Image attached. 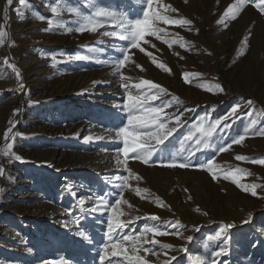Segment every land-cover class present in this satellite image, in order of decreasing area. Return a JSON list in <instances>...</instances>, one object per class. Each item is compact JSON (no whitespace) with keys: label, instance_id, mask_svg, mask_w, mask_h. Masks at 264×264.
<instances>
[{"label":"rangeland","instance_id":"rangeland-1","mask_svg":"<svg viewBox=\"0 0 264 264\" xmlns=\"http://www.w3.org/2000/svg\"><path fill=\"white\" fill-rule=\"evenodd\" d=\"M18 1L13 0L11 7L12 41L6 34L0 46V150L10 151V155L0 152V166L13 167L0 192V264H128L126 257L133 255L131 244L122 241L121 248L113 249L109 243L111 211L104 207L90 210L101 198L114 205L120 197L127 201L120 208L126 215L119 217L126 226L120 236L114 232L113 237L119 240L127 234L143 239L146 234L149 241L156 239L158 244H145L136 253L145 264H198L196 257L211 264L212 255L221 248L227 255L217 258V264H264V187H260L264 186V166L234 158H264V14L248 3L237 19H226L224 13L234 0H153L157 13L191 22L187 26L158 24L164 29L160 39L145 37L147 43L140 46L151 53L153 62L130 42L103 35L119 31L114 20L97 18L104 28L95 33L78 31L86 23L82 17L93 14L89 0H25L23 5ZM2 2L0 31L4 32ZM92 3L133 21L142 19L148 10L146 0ZM163 5L176 11L165 12ZM221 19H226V26L218 24ZM49 21L56 26L51 27ZM245 37L249 38L246 48L242 47ZM178 38L187 50L180 47ZM165 41L177 42L169 47ZM122 48L128 49L131 62L117 72ZM76 56L86 59L76 60ZM12 66L20 73L19 79ZM97 78L109 81L107 88L95 89L91 82ZM141 80L166 91L150 106L171 102L173 106L164 115L180 117L183 126L153 157L154 163L129 158L125 165L123 143L115 131L127 126V95L129 91L137 94L132 85ZM104 89L112 96L98 95ZM155 91L143 86L140 94ZM234 107L239 109L236 116L225 120ZM193 108L194 112L188 111ZM10 121L15 126L5 140ZM215 121L224 123L208 140L207 148L189 142L181 151V143L196 126ZM168 127L176 125L173 122ZM96 131L104 135L93 143ZM241 137L242 145L233 143ZM229 144L233 145L230 151L222 152ZM189 148L200 151L189 157ZM173 162H187L190 167L161 166ZM206 163L212 164L211 170H200ZM237 168L250 175L235 172ZM130 172L141 179L135 180ZM229 174L230 179H224ZM232 179L245 186L258 185L257 195L242 191ZM79 200L85 204L81 206ZM153 215L159 219L142 218ZM129 220L133 222L128 224ZM177 222L179 226L174 227ZM227 224L234 227L216 239ZM153 227L170 235L145 233ZM80 232L89 240L81 238ZM159 244L170 245L172 250Z\"/></svg>","mask_w":264,"mask_h":264},{"label":"snow or ice","instance_id":"snow-or-ice-1","mask_svg":"<svg viewBox=\"0 0 264 264\" xmlns=\"http://www.w3.org/2000/svg\"><path fill=\"white\" fill-rule=\"evenodd\" d=\"M25 0H20V3L23 5ZM7 5L11 6L13 3V0H6ZM185 3H187V0H185ZM251 3L255 7H257L262 14H264V0H261L260 3H257L256 0H234V3L230 5L225 13L224 17L226 19L235 20L238 18V13L242 10V8L248 4ZM89 6L94 8L93 14L91 17H82V19L86 20V23L82 24L78 31L83 33L84 31H90L95 33L99 28H104L105 24L103 22H98L97 18H105L107 20H114L116 23L114 27L118 28L119 31H113V32H107L105 31L103 35L106 36H113L115 38H118L121 41H127L130 42L132 48L139 49L140 52L144 53L145 55L149 56L151 59H153V62H155V58L151 56V53L145 52L144 48H142L141 42L147 43L145 40L146 36H155L156 39H160L159 33L164 32V29L157 27L158 24H170V25H177V26H187L190 25V21L187 19H170L168 16L157 13L153 9V0H146V7L147 11H144L142 13V19L137 18L134 21L130 20L126 16L119 15L115 12L106 10L103 7H98L95 4L92 3V0H89ZM165 12H175L176 10L174 8H171L168 5H163ZM8 9H4L5 15L7 14ZM52 12L56 15H59V11L57 8H52ZM21 16L23 13H19ZM75 15H80L78 12H74ZM38 19H41L40 17H37ZM226 19H221L218 21V24L225 25L226 26ZM51 27H55L56 25L53 24L52 21L48 22ZM51 30V29H49ZM69 32L72 31V29H68ZM167 35V33H165ZM6 36V33L3 31H0V46L4 43V37ZM248 37H245L242 41V47L246 48L248 44ZM178 41L180 43V47L187 50L182 38H178ZM177 41H165L169 45V47L172 46L173 43H176ZM154 47V45H153ZM120 51L123 53V58L117 62L115 65L116 71L119 72L122 66H125L126 62H131V57L128 55V49L122 48ZM210 54V53H209ZM240 55H244V52L241 51ZM183 59V57H180ZM55 59V58H53ZM76 60H83L86 59V57L83 56H76L74 57ZM5 64H7V60L4 61ZM55 66V65H53ZM157 68H162L164 71L169 72L170 70L167 68H164V66L160 63H156L155 65ZM137 68H139L141 71H144V69L140 65H136ZM13 71L16 74V77L19 79L20 73L15 69L14 66H12ZM124 80H129L128 77H121ZM143 86H146L151 92V90H156L151 95H149V92H144L143 95L140 94V90ZM124 87L128 89V85L125 84ZM132 87L137 89V94L133 95L130 91L127 95L128 104L125 105L127 108V126H121L118 130L115 131V136L121 138V142L123 143V156L124 161L123 163L126 165L129 158H134L136 160H139L140 162L150 165L153 162V157L157 155V153L163 151V148L167 147L166 142L169 141V138L173 135L175 131L178 130L179 127H182L181 119L180 117H175L173 115H164V112L166 108H171L173 105L171 102H165L161 107H155L150 106L151 101L159 100L160 96L166 95V91L159 86L158 84L152 83L148 80H141L139 83L132 85ZM219 87V86H217ZM24 86L23 84L20 85V90L23 91ZM222 92L223 89H220ZM173 100L176 104H179L180 101L173 97ZM248 104L251 105L252 102L248 101ZM188 111L194 112L195 109H189ZM239 111L238 108L234 107L232 111L228 114V116L225 117V120L234 118L236 116V113ZM13 115H17V113H14ZM249 117L252 116V113H247ZM175 123L176 127L169 128V123ZM12 124V122H9ZM224 123L223 121H215L211 123L208 126H205V123L201 122L198 126L195 127V130L189 134L187 137H185V140L181 143V151H183L186 147V145L189 142H194V145L201 146L202 148H207L208 140L214 135L217 128ZM253 124H255V121H252ZM14 127L15 125L12 124ZM227 127V125H225ZM10 131V129H9ZM197 133H199V136L197 137ZM261 135H264V133H261ZM5 140H8V132H5L4 134ZM244 141V137H241L239 139H236L233 143L236 145H242ZM154 142V144H153ZM203 142V143H202ZM162 146V147H161ZM232 144H229L225 146L221 151L222 152H228L232 148ZM9 150L11 148V145L8 144L6 146ZM196 151H200V148H195V151L192 148L188 149L189 157L191 155H194ZM3 155H10V151H4L0 150ZM237 161H245V162H251L255 164H259L261 166H264V158L262 159H252L250 160L248 157L244 156H236L234 157ZM13 159H20L19 157H13ZM120 163V161H117ZM162 167L166 168H189L190 165L187 162L184 163H165L161 165ZM212 168L211 163H206L203 168L200 170L203 171H210ZM237 173H241L242 175H250V173H247L243 169H235L234 170ZM4 169L2 166H0V175H3ZM130 176H132L135 180L139 181L141 177L139 175H136L134 173H129ZM230 175H225L224 179H230ZM212 178L214 180L217 179L216 174H213ZM231 182L235 184L238 188H240L242 191H249L250 194L253 196H256L257 193L255 189L258 187L256 184L251 185H243L237 182V180L232 179ZM128 185V180H124V186ZM264 187V186H260ZM137 193H139V189H135ZM187 191V190H186ZM189 200H191V197L189 196ZM127 203L123 199V197H120L114 205L105 204L103 201V198L100 199L96 207L91 208L90 210L92 212H96L99 210L100 207H104L106 209H109L112 213L110 219H109V237H110V246L113 249L121 248V242L127 241L131 244V250L133 252V255L127 256L126 259L128 260V264H145L142 257L137 255L136 253H139L145 244H158V241L156 239H152L149 241L147 239L146 234L144 235V238L140 235L135 236H128L127 234H124L122 237H120L119 240L115 239L113 237V233L115 232L116 236H120V230H122L126 224L124 222H121L119 217L126 215V213L120 211L121 205ZM79 204L83 206L85 204L84 200H79ZM196 211H199V209H196ZM205 215L207 213H204ZM142 218H150L153 221H157L159 217L157 216H151V217H142ZM132 220L127 221L128 224L132 223ZM247 222V221H246ZM174 227H178L179 223L177 222L176 225H173ZM234 227L233 224H227L224 225L221 230L220 234L217 235L216 239H222L223 234L230 231V229ZM197 231L199 229H196ZM145 233H151L153 237L159 236V237H165L170 235L168 231H161L157 228H147L145 230ZM79 235L81 238L85 240H89V237L84 233L80 232ZM190 240V238H189ZM159 247L165 250H172L170 245L166 244H159ZM105 253H107L108 248L106 247L104 249ZM125 252H127V249H124ZM148 251H151L150 249L146 250V254ZM180 251H186V249H180ZM154 255H159V253H153ZM113 256H116V252H112ZM227 255V252L221 248L218 251H215L212 255L211 264H217V258ZM171 259H175V257H172ZM198 264H205V261L201 260L200 257L194 258ZM165 264H168V261H165Z\"/></svg>","mask_w":264,"mask_h":264},{"label":"bare ground","instance_id":"bare-ground-1","mask_svg":"<svg viewBox=\"0 0 264 264\" xmlns=\"http://www.w3.org/2000/svg\"><path fill=\"white\" fill-rule=\"evenodd\" d=\"M18 4L20 3V0L17 2ZM11 7H12V4H11V6H9V5H7V3H6V0H3V2H2V13H1V18L3 19V21L5 22V29H4V32H6V34H7V36H8V41H9V43L12 41V37H13V35H12V25H13V16H12V10H11ZM5 8H7L8 9V11H7V14L5 15V13H4V9ZM15 11V10H14ZM58 16V15H57ZM57 20V19H56ZM3 22V23H4ZM8 43V44H9ZM7 48V47H6ZM12 52V51H11ZM13 61L15 62V64H16V66L18 67V68H20L21 70H23V67L19 64V63H17L16 62V60L15 59H13ZM14 64V63H13ZM14 64V65H15ZM24 74V73H23ZM104 79H102V80H98V78L97 79H95V80H93L92 82H91V84H92V86L96 89L98 86H100V87H102V88H107V85H108V82L105 80V81H103ZM90 85V84H89ZM90 87H91V85H90ZM94 90V89H93ZM98 90V89H97ZM108 94H110L111 96H112V93H110L109 91H108V89H104V91H99L98 92V95H100L102 98L105 96V95H108ZM9 129H10V131H9ZM8 130H7V132H8V136L10 137V135L12 134V130H13V126L12 127H10ZM95 135V134H94ZM103 135H104V131H101V132H98V131H96V136L92 139V140H94L93 141V143L94 142H97V141H101L102 139H103ZM5 139V138H4ZM51 150V149H50ZM51 152V151H50ZM54 152H56V150H53L52 151V153H54ZM13 169V167L12 166H7V167H5V169H4V173H3V175H0V192L2 191V189H3V183L5 182V180L10 176V171ZM54 212H52L51 214H53ZM66 213V212H65Z\"/></svg>","mask_w":264,"mask_h":264}]
</instances>
